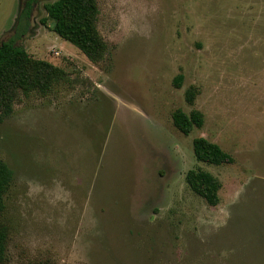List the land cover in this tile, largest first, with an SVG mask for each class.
I'll list each match as a JSON object with an SVG mask.
<instances>
[{"label":"rangeland","instance_id":"1","mask_svg":"<svg viewBox=\"0 0 264 264\" xmlns=\"http://www.w3.org/2000/svg\"><path fill=\"white\" fill-rule=\"evenodd\" d=\"M22 1L0 0V42ZM51 2L17 43L66 76L0 124L3 264H264V0H96L99 63L41 24ZM176 110L202 126L182 135ZM199 137L232 164L196 162ZM197 168L216 206L188 188Z\"/></svg>","mask_w":264,"mask_h":264},{"label":"trees","instance_id":"2","mask_svg":"<svg viewBox=\"0 0 264 264\" xmlns=\"http://www.w3.org/2000/svg\"><path fill=\"white\" fill-rule=\"evenodd\" d=\"M37 0H23L17 14L14 34L8 40L0 42V124L10 116L18 92L38 91L47 93L66 76L64 70L49 62L36 60L27 54L17 42L28 34L29 18ZM46 19L50 21V31L79 50L90 62L99 63L106 55V44L99 35L95 21L98 15L96 0H53L44 5ZM181 76H176L173 84L180 88ZM193 94H186L191 104ZM174 128L188 136L193 128H200L202 116L198 111L186 115L181 110L172 114ZM192 153L196 162L212 166L232 164V157L208 140L199 137L192 140ZM13 181L12 170L0 161V218L4 210V196ZM188 188L209 206L218 204L220 184L210 173L199 168L185 174ZM7 229L0 221V264L6 258Z\"/></svg>","mask_w":264,"mask_h":264}]
</instances>
